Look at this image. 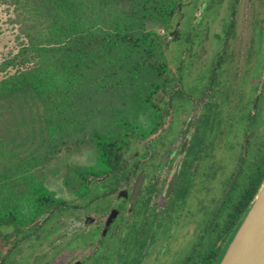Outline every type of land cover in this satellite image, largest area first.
Here are the masks:
<instances>
[{"label": "flooded vegetation", "instance_id": "obj_1", "mask_svg": "<svg viewBox=\"0 0 264 264\" xmlns=\"http://www.w3.org/2000/svg\"><path fill=\"white\" fill-rule=\"evenodd\" d=\"M175 14L147 134L127 138L111 173L65 186L67 198L45 188L21 201L0 264L217 261L264 170V0H184ZM221 151L235 153L228 166Z\"/></svg>", "mask_w": 264, "mask_h": 264}, {"label": "trees", "instance_id": "obj_2", "mask_svg": "<svg viewBox=\"0 0 264 264\" xmlns=\"http://www.w3.org/2000/svg\"><path fill=\"white\" fill-rule=\"evenodd\" d=\"M5 1L20 9L30 23L22 51L30 53L32 64L1 80L0 95H24L21 107L40 104L47 141L43 153L31 154L26 160L0 143V231L18 223L25 207L21 201L48 198L44 185L31 172L74 133L71 126L78 130L83 126L89 110L103 105L119 114V120L131 117L132 121L121 125L126 137L122 141L95 134L104 171L82 172L83 183L89 177L111 173L118 150L130 143L128 137L147 134V125L137 123V119L144 115L150 118V89L166 86L163 58L168 41L146 31V25L155 22L170 30L175 26L177 8L184 5V0ZM179 33L176 30L174 39ZM127 109L136 114L122 115ZM263 179L264 170L251 182L243 204L235 205L233 231Z\"/></svg>", "mask_w": 264, "mask_h": 264}, {"label": "rangeland", "instance_id": "obj_3", "mask_svg": "<svg viewBox=\"0 0 264 264\" xmlns=\"http://www.w3.org/2000/svg\"><path fill=\"white\" fill-rule=\"evenodd\" d=\"M193 16L198 18V13ZM29 24L23 18L20 9L10 1L0 0V81L25 70L32 64L30 53L22 51L27 45L26 29ZM146 31L154 32L158 36H166L168 32L163 24L155 22L148 23ZM170 48L172 50L170 55L178 53V46L172 45ZM163 60L165 61V58ZM22 99L25 100L24 95L19 97L0 95V143L6 150L26 160L31 154H41L45 151L47 130L40 104L25 103L24 107H21L19 103ZM89 111L84 116L83 126L79 130L71 126L70 130L74 133L65 142L57 144L56 151L48 155L44 162L31 172L45 188L53 190L57 197L67 198L68 191L65 186L82 184L80 177L82 172L104 171L95 134L102 135L110 141H122L121 125L124 121L131 122L130 116L136 114L134 109H127L121 114L130 115V118L122 121L118 118L119 114L103 105H99L95 111ZM147 122L148 118L145 115L137 119V123L145 126L148 125ZM259 126L257 123L256 128ZM234 128L237 135L240 126L235 124ZM234 155L232 152L221 151L219 153L221 163L224 162L223 164L228 166Z\"/></svg>", "mask_w": 264, "mask_h": 264}, {"label": "water", "instance_id": "obj_4", "mask_svg": "<svg viewBox=\"0 0 264 264\" xmlns=\"http://www.w3.org/2000/svg\"><path fill=\"white\" fill-rule=\"evenodd\" d=\"M216 264H264V180Z\"/></svg>", "mask_w": 264, "mask_h": 264}]
</instances>
